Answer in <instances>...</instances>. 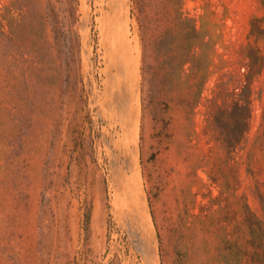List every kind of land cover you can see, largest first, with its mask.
Returning <instances> with one entry per match:
<instances>
[{"label": "rangeland", "instance_id": "obj_1", "mask_svg": "<svg viewBox=\"0 0 264 264\" xmlns=\"http://www.w3.org/2000/svg\"><path fill=\"white\" fill-rule=\"evenodd\" d=\"M252 19L264 0H0V264H264Z\"/></svg>", "mask_w": 264, "mask_h": 264}, {"label": "trees", "instance_id": "obj_2", "mask_svg": "<svg viewBox=\"0 0 264 264\" xmlns=\"http://www.w3.org/2000/svg\"><path fill=\"white\" fill-rule=\"evenodd\" d=\"M259 19H252L250 23V35L255 36L257 40L264 43V27L259 25ZM247 72L244 75L246 85L243 86L242 94L243 104L233 103L230 110H224L223 114L216 117V122L221 126L219 130L220 140L229 144H236L241 139L248 127L250 118L249 92L250 80L252 76L258 75L262 67V50L257 47H248L246 51ZM220 122V123H219Z\"/></svg>", "mask_w": 264, "mask_h": 264}, {"label": "bare ground", "instance_id": "obj_3", "mask_svg": "<svg viewBox=\"0 0 264 264\" xmlns=\"http://www.w3.org/2000/svg\"><path fill=\"white\" fill-rule=\"evenodd\" d=\"M138 204H139V203H138ZM140 213H141V212H140ZM150 230H151V229H150ZM150 230H149V231H150ZM150 237H151V236H150ZM150 263H151V262H150Z\"/></svg>", "mask_w": 264, "mask_h": 264}]
</instances>
